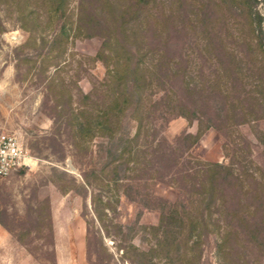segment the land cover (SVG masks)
<instances>
[{
	"label": "rangeland",
	"instance_id": "obj_1",
	"mask_svg": "<svg viewBox=\"0 0 264 264\" xmlns=\"http://www.w3.org/2000/svg\"><path fill=\"white\" fill-rule=\"evenodd\" d=\"M172 1L156 0L137 22L145 31L139 42L146 50L145 71L157 82L153 65L159 58L163 64L155 68L163 74L164 86L178 92H169L171 98L182 97L187 82L205 96L211 62L207 57L209 48H204L202 26L236 35L244 33L245 19L231 13L225 1L216 0L208 5L209 17L193 26L188 15H202V0ZM29 2L35 21L26 23L27 31L20 25L16 3L0 0V131L15 132L31 157L29 165L0 177V229L6 231L0 241L5 247L0 252V264H194L196 254L198 264H218L213 225L206 226L199 244L194 250L188 249L184 258L179 256L178 247H185L183 241L188 240L190 248L192 237L187 228L179 236V245H166L161 243L163 227L156 226L168 204L179 198L180 185H184L188 198L194 196L192 184L195 182L196 187L202 178L200 162H228L240 149L263 165L262 144L253 132L257 125L245 122L237 128L226 127L224 133L207 127L188 146L183 140H175V136L196 133L198 119L170 113L164 118L162 112L177 102L172 104L166 96L160 104L151 106L164 93L153 84L145 90L137 110L141 119L129 114L123 118L132 151L119 158L118 165L109 163L102 170L101 154L96 152L100 138L82 141L65 115L70 106L97 110L111 98L112 87L104 81L106 66L90 58L100 48L102 37H75L66 48H41L39 36H50L46 14L41 0ZM255 8L262 16L264 29V0H257ZM170 12L178 17L168 18ZM173 22L183 25V29L176 36L169 32V47L160 56V45L161 50L165 48L162 34L158 35L157 30V36H152L146 29H165ZM227 39L235 46L234 39ZM238 48L244 66L238 87L242 104L248 106V91L254 87L253 71H259L263 62L245 45L239 43ZM43 57L45 71L41 67ZM251 64L252 71L247 69ZM50 76H54V82L49 83ZM225 79L230 83L229 77ZM82 93H90V98L83 99ZM54 105L61 108V115L53 110ZM50 113L59 115L58 121H53ZM258 126L264 129V119ZM243 138L249 141L247 150ZM225 139L228 156L223 149ZM235 142H239L236 151ZM84 172L92 185L82 188ZM212 216L215 218L217 213ZM232 225L237 233L228 241V264H264V235L253 236L249 224Z\"/></svg>",
	"mask_w": 264,
	"mask_h": 264
},
{
	"label": "trees",
	"instance_id": "obj_2",
	"mask_svg": "<svg viewBox=\"0 0 264 264\" xmlns=\"http://www.w3.org/2000/svg\"><path fill=\"white\" fill-rule=\"evenodd\" d=\"M12 1L17 5L16 11L21 21V27L28 31L26 23L35 21L32 5L29 0ZM155 1L75 0L76 4H74V0H41L46 14V25L50 30L49 37L47 35L39 36L42 40L41 48L47 46L48 51L61 45L62 48H66V45L75 37H89L95 34L102 37L100 48L90 58L100 60L106 66L104 81L112 87L111 98L97 110L70 106L65 113L69 118L71 129L75 130L82 141L88 143L95 137L100 138L96 144V152L101 154L102 170L109 163H115L114 166L118 165L116 164L118 159L123 157L126 152L132 151L133 146L128 137L129 133L123 129V118L129 114L135 119H141L136 113L142 103L145 90L152 88L153 84L159 85L164 90V93H161L151 103L153 107L160 104L166 96L171 98L169 92L178 94V92L171 91L172 88L164 86L163 74L155 68L163 64L159 58L153 65L157 82L148 76L143 65L146 50L141 48L139 42L145 31L144 27L139 26L137 22H139L143 11ZM175 1L179 2V0L172 2L176 3ZM223 1L230 7L231 13L241 14L245 19L244 33L234 35L233 32L212 31L202 26L203 38H206L204 48L205 50L209 48L207 57L211 62L208 92L205 93V96L200 95L201 92L195 90V87L190 86V83L187 82L183 96L171 98L172 104L174 101L177 103L170 106L167 104L168 108L165 113L162 112V115L167 118V113H170L182 115L188 119H198L199 127L196 133L182 132L175 136V140H183L188 146L198 140L204 128L212 126L223 132L226 127L237 128L242 123L253 121L257 125L253 126V132L262 144L264 155V129L258 126V122L264 119V29L261 25L262 16L255 8L257 0ZM210 3H217V1L202 0V15L199 16L196 13L195 18L188 15L193 26L203 23L204 19L209 17L210 13L207 12V9ZM172 17L176 18L178 14L170 12L168 18ZM173 23V25L168 24L165 29H156L152 26H148L146 29L150 35L153 33L152 36H157V30L158 35L162 34L161 38H164L163 46L165 48L162 47L161 50L162 44L160 45L161 51H157L160 56L165 54L164 52L169 47V32H174L176 36L183 29V25H179L178 22ZM228 36L236 41L235 46L229 44ZM31 38L36 40L33 35ZM239 43L245 45L248 52L260 56L259 58L263 62L259 71L254 70L252 64L247 67L248 70H254L255 75L253 77L254 87L248 91V106L242 104L243 98L238 87L244 68L242 56L239 54ZM152 47L154 48V46ZM39 53H42V50ZM16 55L18 57L19 52ZM27 58H31V56ZM41 61L42 71H45L47 64L44 57ZM53 63L57 64L58 62L54 61ZM175 73L176 71H173L171 74L175 77ZM164 75L167 76V72H164ZM226 76L230 78V83L225 79ZM54 80V76L49 77V83ZM81 97L87 100L90 98V93H82ZM53 107V110L61 115V108L58 105ZM50 115L55 122L60 118L59 115L57 117L52 113ZM243 140L247 150L249 141L247 138H243ZM234 145L235 151L239 149V142H235ZM227 147L228 142L225 139L223 140L225 156H228ZM245 154L239 149L228 162L205 161L199 163L198 168L202 178L196 183V187L195 182L192 184V187L195 188L194 196L188 198L184 185H180L179 198L168 204L161 215V223L156 226V228L163 227V236L161 237L164 241L161 242L159 239L158 242L166 245L176 242L179 245L181 239L179 236L183 233V229L187 228L188 236L192 237L190 248H187L188 240L183 241L185 247H178V251L181 249L178 252L179 256L184 258L189 254L188 249L194 250L199 244L198 239L207 228L206 226L213 225L214 247L218 264H228L226 260L229 253L228 241L233 234L237 233L236 227L232 224L235 225L237 222L249 224L253 236L264 235V164L256 163L250 155L246 157ZM82 180L83 183L80 184V187L85 188V186L92 185L88 173L82 174ZM95 198L96 195H93V202ZM160 201L163 200L160 199ZM213 213H217L215 218L212 216ZM167 253L169 255V252ZM196 259L194 264H198ZM183 261L186 260L183 259Z\"/></svg>",
	"mask_w": 264,
	"mask_h": 264
},
{
	"label": "built area",
	"instance_id": "obj_3",
	"mask_svg": "<svg viewBox=\"0 0 264 264\" xmlns=\"http://www.w3.org/2000/svg\"><path fill=\"white\" fill-rule=\"evenodd\" d=\"M31 157L15 132L0 131V177L29 165Z\"/></svg>",
	"mask_w": 264,
	"mask_h": 264
},
{
	"label": "crops",
	"instance_id": "obj_4",
	"mask_svg": "<svg viewBox=\"0 0 264 264\" xmlns=\"http://www.w3.org/2000/svg\"><path fill=\"white\" fill-rule=\"evenodd\" d=\"M6 236V231L5 229H0V241L1 238H4ZM3 248H5L3 245H0V252L3 250Z\"/></svg>",
	"mask_w": 264,
	"mask_h": 264
}]
</instances>
